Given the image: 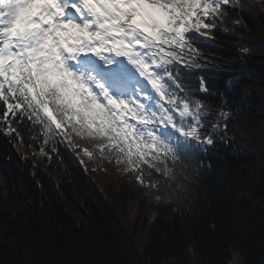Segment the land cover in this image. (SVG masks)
<instances>
[{"label":"trees","instance_id":"1","mask_svg":"<svg viewBox=\"0 0 264 264\" xmlns=\"http://www.w3.org/2000/svg\"><path fill=\"white\" fill-rule=\"evenodd\" d=\"M195 47L198 67L182 62L177 71L212 108L205 123L218 127L208 128L212 145L189 142L182 190L169 181L180 202L157 201L133 173L100 190L90 175L107 157L93 141L44 144L40 126L30 131L25 119L23 142L0 131V264H229L232 251L237 264H264V0L233 4ZM145 190L156 216H143L142 200L130 221L128 202ZM139 230L150 235L142 250Z\"/></svg>","mask_w":264,"mask_h":264},{"label":"snow or ice","instance_id":"2","mask_svg":"<svg viewBox=\"0 0 264 264\" xmlns=\"http://www.w3.org/2000/svg\"><path fill=\"white\" fill-rule=\"evenodd\" d=\"M239 2L0 0V131L23 142L18 128L27 119L44 144L61 137L75 148L72 135L93 141L156 189L157 201L179 203L169 181L182 190L189 142L212 145L208 128L218 123H205L212 108L177 66L198 67L196 41ZM199 90L207 91L203 79Z\"/></svg>","mask_w":264,"mask_h":264},{"label":"rangeland","instance_id":"3","mask_svg":"<svg viewBox=\"0 0 264 264\" xmlns=\"http://www.w3.org/2000/svg\"><path fill=\"white\" fill-rule=\"evenodd\" d=\"M124 173L125 172L122 171L120 167L113 165L111 163H108L106 164L105 168L102 169L101 173L94 174L93 177L98 183H100L101 185L103 184V186H105L107 179L113 178V185H114L113 188L118 189L119 188L118 184L122 180ZM143 197H144L143 198L144 203L146 204L143 207L142 214L143 216H146V214L147 215L150 214L151 217L150 216L149 217L152 218V216L154 215V211H153L154 202L148 195H143ZM139 209H140V204H137L136 199L128 202L127 217L129 218L130 221L135 218L136 213ZM149 217H148V221H149ZM137 235H139L140 237V241L137 244L138 246L137 248L138 250H142L143 246L149 242L150 235L146 233V230H139V233ZM184 248H185V252L192 254V250L190 246H185ZM238 260H239L238 255L236 254L235 251H232L230 254L229 264H237ZM194 262L195 260H193V263H190V264H194Z\"/></svg>","mask_w":264,"mask_h":264}]
</instances>
